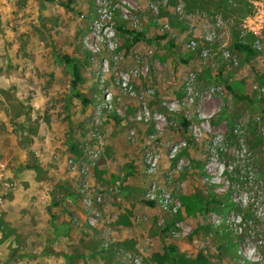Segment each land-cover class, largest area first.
<instances>
[{"label":"rangeland","instance_id":"1","mask_svg":"<svg viewBox=\"0 0 264 264\" xmlns=\"http://www.w3.org/2000/svg\"><path fill=\"white\" fill-rule=\"evenodd\" d=\"M249 12V0H0V264H38L41 251L11 228L20 156L63 209L75 199L84 220L72 222L115 264H264V24L248 31ZM121 28L152 42L131 45ZM57 53L74 57L91 104L71 97ZM128 197L139 206L132 249L117 240L115 207Z\"/></svg>","mask_w":264,"mask_h":264},{"label":"crops","instance_id":"2","mask_svg":"<svg viewBox=\"0 0 264 264\" xmlns=\"http://www.w3.org/2000/svg\"><path fill=\"white\" fill-rule=\"evenodd\" d=\"M23 162V157L20 156L15 171L11 172L16 185L11 191V201L8 204H13L9 205L12 230L18 235H26L28 241L25 248L41 250L34 261L38 264H115L117 258L113 250H102L93 231L86 232L72 222L74 217L81 222L80 225L84 220L75 199L67 204V211L63 209L59 202L52 199L50 191H53L54 187H50L51 182L47 178L39 180L29 170L20 169V164H25ZM45 175H50V172L47 171ZM128 179L125 186L129 193H134L141 187L140 181L132 175ZM47 197L50 198L48 209H42L40 202L45 203ZM122 201L115 207L119 217L116 223L117 240L122 246L132 249L137 245L133 243L134 236L130 232L132 226L128 223L129 219H133L139 206L138 202L130 197ZM23 208L26 209V214L21 213ZM32 218L38 221L41 219V225L38 224L37 227L29 225L28 219ZM41 238L44 240L42 245H39ZM8 244L7 240L0 242L1 254H5L4 250Z\"/></svg>","mask_w":264,"mask_h":264},{"label":"built area","instance_id":"3","mask_svg":"<svg viewBox=\"0 0 264 264\" xmlns=\"http://www.w3.org/2000/svg\"><path fill=\"white\" fill-rule=\"evenodd\" d=\"M250 2V12L247 18L245 19V28L250 32H258L262 25L264 24V0H249ZM244 31L242 32V35H244ZM255 46H258L256 43ZM147 161L149 162V169L150 171L153 170V165L155 163V159L149 154H147ZM2 178V165L0 163V183ZM87 185L85 183H82V187L80 189L81 192L85 193ZM120 189V183L118 182L115 186L114 190L119 191ZM151 199L154 198L153 195H150ZM101 198V195L97 196V200ZM159 202L161 203V206L164 209H168L171 211H176L177 206L171 201L169 195L165 192H162L159 196ZM83 203L85 205V209L90 214H95V209L93 206L92 198L87 196V194L84 195ZM91 224L94 223V220L90 218L89 221ZM104 248L108 247V242H105L103 244ZM132 264H140V258L139 257H133L132 258Z\"/></svg>","mask_w":264,"mask_h":264},{"label":"trees","instance_id":"4","mask_svg":"<svg viewBox=\"0 0 264 264\" xmlns=\"http://www.w3.org/2000/svg\"><path fill=\"white\" fill-rule=\"evenodd\" d=\"M121 30L130 35L131 45H134L135 43L140 42V41L152 42V39L147 38L143 32L129 30L125 28H121ZM173 47H174L173 43L169 42L168 48L173 49ZM235 48L242 52H245L246 54H249V55L253 54V49L248 44L235 43ZM55 56H56L57 61L64 64L70 72L71 97L79 99L83 105L91 104L92 102L91 99L86 97L85 94L80 91V82L82 80V74H81V69L79 65L77 64L76 60L74 59V57H72L69 54H61V53H57ZM236 96L238 98L248 99V96L246 95H236ZM184 123H185L184 125L186 126L187 122L185 120H184ZM204 202L207 203L208 201H204ZM148 204L153 206L152 202H148ZM165 248L170 253H172V251L174 250V247L169 246V245L165 246ZM171 257L173 260L175 259L174 255H171Z\"/></svg>","mask_w":264,"mask_h":264}]
</instances>
